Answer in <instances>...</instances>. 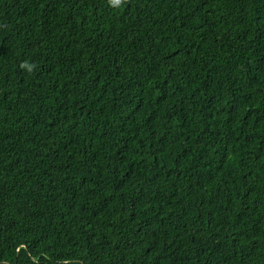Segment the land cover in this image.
<instances>
[{
  "label": "trees",
  "instance_id": "16d2710c",
  "mask_svg": "<svg viewBox=\"0 0 264 264\" xmlns=\"http://www.w3.org/2000/svg\"><path fill=\"white\" fill-rule=\"evenodd\" d=\"M0 264H264V0H0Z\"/></svg>",
  "mask_w": 264,
  "mask_h": 264
}]
</instances>
